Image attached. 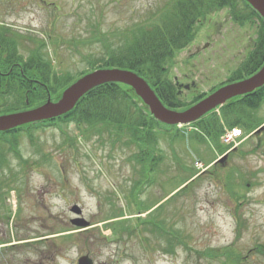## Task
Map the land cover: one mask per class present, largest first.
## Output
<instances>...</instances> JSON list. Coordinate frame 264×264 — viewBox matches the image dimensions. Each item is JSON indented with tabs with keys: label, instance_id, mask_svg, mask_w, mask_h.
Returning <instances> with one entry per match:
<instances>
[{
	"label": "rangeland",
	"instance_id": "1",
	"mask_svg": "<svg viewBox=\"0 0 264 264\" xmlns=\"http://www.w3.org/2000/svg\"><path fill=\"white\" fill-rule=\"evenodd\" d=\"M165 1L0 0V21L22 48L23 61L42 41L53 72L76 77L98 52L97 45L80 53L70 47L83 33L84 11L93 10L92 21L100 18L103 30L125 28ZM254 31L247 23L234 24L227 10L198 22L188 51H181L167 72L173 83H195L190 91L177 89L180 98L189 103L224 83L250 50ZM2 105L16 102L0 99V110ZM255 118L264 120V105ZM94 128L99 135L74 124L46 128L33 133L36 146L21 134L15 150L20 158L0 144V264H76L80 256L93 264H225L223 257L197 254L223 248L240 255V264H264L258 252L264 246V145L253 151L264 143V129L243 136L220 163L224 153L210 142L159 135L155 156L161 162L141 177L132 159L140 156L138 147L119 140L113 129ZM192 173L199 178L177 193ZM124 219L134 231H116ZM80 220L88 227L77 229L73 221ZM140 220L180 233L188 249L179 245L173 254L164 253V237L145 231Z\"/></svg>",
	"mask_w": 264,
	"mask_h": 264
},
{
	"label": "trees",
	"instance_id": "2",
	"mask_svg": "<svg viewBox=\"0 0 264 264\" xmlns=\"http://www.w3.org/2000/svg\"><path fill=\"white\" fill-rule=\"evenodd\" d=\"M222 10L228 11L230 20L234 24L241 27L246 23L254 26L255 38L237 69L224 83L210 90L213 92L223 85L252 76L264 65V20L244 0H166L155 10L146 12L131 27L108 30H103L100 18L92 21L93 10L87 14L84 11L83 17L87 22L83 33L70 41V47L73 51L80 53L79 49L94 48L97 45L98 52L92 60L84 57L87 59L89 69L80 72L77 78L63 76L58 71L53 72L50 59L44 53L45 45L42 41L37 48L30 50L31 56L25 57L24 61L19 57L17 60H11L9 47H14L12 44L15 42L10 36L7 39L0 29V44L4 48L0 54V64L9 66L12 61L19 60L25 79V83L20 85L16 78L10 77L6 80L8 82L0 78V99L4 101V104L15 101L18 105V107L11 106V109L0 110V115L36 108L45 104L47 100L58 101L62 91L78 78L97 69L112 68L135 72L148 83L165 107L184 111L205 98L207 93L196 94L191 97L189 103H186L180 98L167 72L173 67L177 55L192 43L197 23L210 14ZM8 66L3 72H9L10 66ZM263 105L264 86L251 93L230 99L218 108V113L212 110L199 120L179 128L153 119L149 109L128 86L108 83L88 91L72 110L60 117L0 132V144L6 145L8 152L20 158V154L15 150H17L21 134L28 138L32 146H36L33 133L46 128H60L74 124L78 129L83 127L86 134L91 131L99 135L100 132L93 130H98L94 127L102 125L110 128V131L113 129L114 134H120L119 140L123 137L127 138L125 144H135L138 147L140 156L133 155L132 159L135 157L138 161L137 165L141 167L139 174L142 177L145 171H156L157 163L161 162H157L161 157L155 156L159 135L171 141H191L199 144L210 142L215 151L221 155L230 149V146L220 143V137L224 131L239 128L245 137L250 138L253 132L264 124V120L255 118L257 111ZM63 134L67 138L66 133L63 132ZM263 145L264 143L258 142L253 151L260 150ZM145 148L147 150H144ZM241 156H243L242 153ZM195 175L192 173L190 177L184 179L179 185L183 187L177 193L186 191L199 178H193ZM233 187V182L231 184L228 182L227 189L230 194ZM151 214L152 212L147 216ZM124 221L127 220L119 222ZM140 221L145 226V231L162 240L164 237L165 247L161 248L164 253L173 254L174 249L179 245L188 249L180 233L162 231L155 226H149L143 222L144 220ZM159 223L165 225L163 221ZM134 230L135 228L132 229ZM116 231L132 232L124 223H121ZM258 252L264 257V246ZM197 254L210 258L223 257L225 264L241 262L240 255L231 248L215 249L207 253L197 252Z\"/></svg>",
	"mask_w": 264,
	"mask_h": 264
},
{
	"label": "water",
	"instance_id": "3",
	"mask_svg": "<svg viewBox=\"0 0 264 264\" xmlns=\"http://www.w3.org/2000/svg\"><path fill=\"white\" fill-rule=\"evenodd\" d=\"M244 1L264 20V0ZM108 83L123 84L131 88L156 121L170 126L188 125L222 106L230 99L251 93L264 86V65L252 76L218 88L184 111L171 110L165 107L148 83L133 71L119 68L97 69L80 77L67 87L56 102L48 100L35 109L0 115V132L60 117L72 110L88 91ZM263 129L264 127H261L256 132ZM225 155L218 161L222 162L226 157ZM73 212L77 215L80 214L78 207H75ZM73 224L77 227L89 225L82 220L80 222L73 221ZM76 264H93V261L88 256H80Z\"/></svg>",
	"mask_w": 264,
	"mask_h": 264
},
{
	"label": "flooded vegetation",
	"instance_id": "4",
	"mask_svg": "<svg viewBox=\"0 0 264 264\" xmlns=\"http://www.w3.org/2000/svg\"><path fill=\"white\" fill-rule=\"evenodd\" d=\"M3 25L4 24L2 22H0V29H1V31H3L4 36H7V39H8L9 31L5 30ZM1 45L2 44H0V54H1V51L4 50V48H2ZM12 45L14 47H12V46L9 47V51H10V56L9 57H10L11 60L12 59L17 60L19 55H20V53H21L22 48H20V45L18 43H13ZM185 50H187V49H185ZM196 51L198 52L199 49L197 48ZM20 65H21V63H19V60L17 62H13L12 61V64L9 65L10 66L9 72H8L9 74L3 72V67L0 66V78H3L5 80V82H8L6 80H8L10 77H12V78H16L18 84H20V85L24 84L25 83V79H24L23 72L20 69ZM5 66H8V65L6 64ZM186 77H187V75H184V77L182 79H186ZM33 81H35V80H33ZM185 82H187V83L180 82V81H174V85H175V87L177 89H180V91L183 90V89L186 90V91H190L192 89H195V83L194 82H192V81L191 82L185 81ZM194 92H195V90H194ZM11 106L12 107H14V106L18 107V105H11ZM7 107H8V105H2L1 109L7 110V109H11L12 108V107L11 108H7ZM5 108H7V109H5Z\"/></svg>",
	"mask_w": 264,
	"mask_h": 264
},
{
	"label": "built area",
	"instance_id": "5",
	"mask_svg": "<svg viewBox=\"0 0 264 264\" xmlns=\"http://www.w3.org/2000/svg\"><path fill=\"white\" fill-rule=\"evenodd\" d=\"M240 136V132L237 130H234L232 132H227L225 135L222 137V141L226 144L232 143L235 141L237 137Z\"/></svg>",
	"mask_w": 264,
	"mask_h": 264
}]
</instances>
